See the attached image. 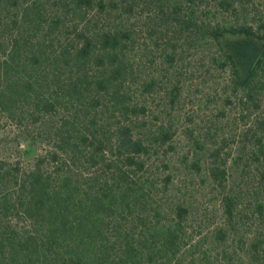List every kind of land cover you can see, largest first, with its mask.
<instances>
[{
    "label": "trees",
    "instance_id": "1",
    "mask_svg": "<svg viewBox=\"0 0 264 264\" xmlns=\"http://www.w3.org/2000/svg\"><path fill=\"white\" fill-rule=\"evenodd\" d=\"M225 36L264 43V0H0V125L46 147L0 158V264H264V48L243 77ZM204 46L234 123L161 90Z\"/></svg>",
    "mask_w": 264,
    "mask_h": 264
},
{
    "label": "rangeland",
    "instance_id": "2",
    "mask_svg": "<svg viewBox=\"0 0 264 264\" xmlns=\"http://www.w3.org/2000/svg\"><path fill=\"white\" fill-rule=\"evenodd\" d=\"M220 47L236 61L237 68L243 77L247 74L250 65L259 56L264 43L260 41H248L242 36H225L220 40ZM215 54L218 45H208ZM207 46L190 49L184 55V62L170 66H159L157 71L162 74L163 84L161 90L164 92L168 87L169 78H175L174 84L183 91V96L178 103L171 105L173 113H176L181 124L188 126H205L211 120L223 124H231L239 119V108L236 97L228 88L231 73L223 71L221 67L214 66L202 58L208 59V52L202 54ZM216 55V54H215ZM246 65V68H242ZM165 76V78H164ZM158 97L159 103L164 102ZM233 102V104H230ZM235 104V105H234ZM232 121H229V118ZM179 124V126H183ZM30 134V135H29ZM36 135L18 129L13 123L2 121L0 125V158L7 160L13 167L30 169L36 160L46 153V147L40 145ZM187 146L186 143H183ZM206 214L207 206L203 209ZM211 218V217H210ZM209 218V219H210ZM14 224L22 221L12 218Z\"/></svg>",
    "mask_w": 264,
    "mask_h": 264
}]
</instances>
